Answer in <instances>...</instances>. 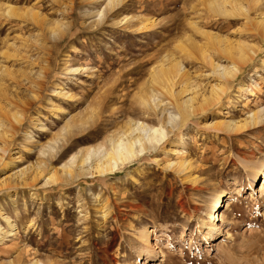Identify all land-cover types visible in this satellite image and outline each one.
<instances>
[{"label": "rangeland", "instance_id": "rangeland-1", "mask_svg": "<svg viewBox=\"0 0 264 264\" xmlns=\"http://www.w3.org/2000/svg\"><path fill=\"white\" fill-rule=\"evenodd\" d=\"M107 1L0 0V264H264V120L228 125L264 106V0ZM172 59L196 109L147 155L68 176L72 156L159 125L152 78ZM211 62L239 73L220 83Z\"/></svg>", "mask_w": 264, "mask_h": 264}, {"label": "bare ground", "instance_id": "bare-ground-1", "mask_svg": "<svg viewBox=\"0 0 264 264\" xmlns=\"http://www.w3.org/2000/svg\"><path fill=\"white\" fill-rule=\"evenodd\" d=\"M107 2H108L107 4L110 6V5L114 4L115 0H108ZM11 9L12 8H9L8 10L11 12L12 11ZM99 16H101V13H99ZM257 22L262 26V29L264 30V26H263L264 25V17L260 20H257ZM249 49H251V48L249 47ZM247 51L248 50H246V52ZM248 52L250 53V54L248 53L250 56L253 53V49L249 50ZM240 55H242V54H240ZM244 57H245V55H244ZM245 58H247V56ZM171 62H173V59ZM174 62H173V67L175 69L173 68L174 69L173 71L175 72V75L172 76V72H171V77H168L167 74L169 72L167 73V70L165 69V67H166L165 65H159L158 68L153 73L154 75L152 74L153 75L152 82H154V83L157 82V84L159 86H161L163 89H165V94L167 95L166 96L167 102H166L165 106H163L161 109V116L162 117L161 118L159 117V123H158L159 125L149 126L147 124H144L143 122L131 123L128 126V128L125 130V132L127 131V133H125L124 135L118 136L116 139L111 138L109 140V148L108 149H104L105 146L103 145V147H102V145H100L97 147L90 148L89 150L86 151V153L82 157H77L76 155L72 156L69 159L68 163L63 165V168H65L64 171H66V174L68 176H71V170L74 167H77L80 171H84L86 174H89L91 176L93 174H95L97 176L108 175V174L114 172L115 170L124 167L127 163H130V162L134 161L135 159H138L141 156L147 155L148 152L153 151L155 149L156 144H160L162 141L167 139L166 138L167 129H168L167 126L173 127V125H176V123L180 122V120H182V119L186 120L187 115L196 109V106H194V103H193V100H195L194 99L195 98L194 93L196 91L192 90V87L190 88L189 85H184L178 91H175L173 89L175 82L179 79L178 76L182 75V73L180 72L181 66H178V62H176V61H174ZM221 65L214 64L211 62V66H212L211 72H212V74H214V76H216L218 79H220V81H219L220 83L223 80L225 82L226 79L233 78L237 73H239L237 71V68H238L236 66L237 64L235 65L237 68L234 66V64H232L230 66L228 64V67H223ZM224 84H223V86H224ZM224 89L225 88H223L222 85L215 84L212 88V90H213L212 94L208 98L206 97L207 99H204L202 101L201 105L202 104H209L213 100H218L221 97L223 91H225ZM153 104L155 105V108L153 109L155 111L158 109L157 108L158 105L154 101V99H153ZM168 108H170V109H168ZM261 120H264V106L258 108L256 111H253L251 114H249V116L247 117V120H244L242 122H239V121L230 122L228 125L235 126L234 127L235 129H239L240 127H242L244 125L250 126L251 124H254L256 122H260ZM219 126H220V124H219ZM255 158H256V156H255ZM251 161H250V163H251ZM175 165L177 166V169L180 171L184 170L187 166L185 161H179ZM263 165H264L263 160H256V161L254 160L252 162L251 170L249 172V176H250V181H249L250 186L249 187H250V189L253 188L252 186H253V183L255 181L256 176L260 173L264 174ZM57 180H58V176H56L55 173H52L50 175V181L56 182ZM224 203H226V205L228 204L226 202V200ZM217 205L218 206L221 205L220 197L218 195L212 201L211 207L217 206ZM223 206H224V204L222 205V207ZM140 234H141L142 238L144 239L145 244H147L148 234L145 232V230L141 231ZM35 263H36V261H35ZM35 263H32V264H35Z\"/></svg>", "mask_w": 264, "mask_h": 264}]
</instances>
